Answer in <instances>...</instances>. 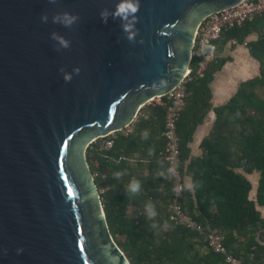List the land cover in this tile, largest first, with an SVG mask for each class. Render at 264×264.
Returning <instances> with one entry per match:
<instances>
[{"label":"water","instance_id":"1","mask_svg":"<svg viewBox=\"0 0 264 264\" xmlns=\"http://www.w3.org/2000/svg\"><path fill=\"white\" fill-rule=\"evenodd\" d=\"M239 2L140 0L130 42L118 19H100L114 0H0V264H132L86 151L181 84L198 26ZM65 10L79 17L70 28L52 20Z\"/></svg>","mask_w":264,"mask_h":264},{"label":"trees","instance_id":"2","mask_svg":"<svg viewBox=\"0 0 264 264\" xmlns=\"http://www.w3.org/2000/svg\"><path fill=\"white\" fill-rule=\"evenodd\" d=\"M252 33L259 34L258 40L247 42ZM230 41L246 44L260 62V76L241 82L226 104L214 108L216 121L202 143L204 154L192 158L194 133L213 109L211 84L229 59L215 55L203 76H196L197 59L193 60L177 125L182 171L193 183L191 189L186 186L181 204L206 231L224 235L228 255L245 264H263L264 217L258 206H264V14L224 30L216 41L218 50ZM166 100L146 105L129 129L111 137V147L93 144L86 151L110 233L132 264H228L226 255L210 248L205 234L176 223L171 210L173 182L169 174L163 178L155 174L167 169ZM145 129L146 140L141 139ZM117 170L125 173L119 179L112 175ZM244 173L260 174L255 200L253 184ZM133 177L140 180L141 191L126 194ZM149 200L157 211L154 221L144 216Z\"/></svg>","mask_w":264,"mask_h":264},{"label":"built area","instance_id":"3","mask_svg":"<svg viewBox=\"0 0 264 264\" xmlns=\"http://www.w3.org/2000/svg\"><path fill=\"white\" fill-rule=\"evenodd\" d=\"M262 14H264V0H241V2L230 8L223 9L206 17L196 29L195 34L192 62L195 58L197 59L196 76H203L208 65L216 59V41H218L224 30L242 27L244 24L254 21ZM207 45L211 47H207ZM192 72L193 68L191 67L186 79L165 96L167 98L166 105L168 106L164 132L166 138V162L167 168L173 167L175 169L173 173L169 174V179L173 182L174 187L179 189L178 192H174L171 204L173 219L178 225L205 234L210 248L216 253L226 255L228 264H245L241 260L227 254L223 234L206 231L201 224L186 213L181 204V199L186 188V176L182 171L177 125L187 97L186 81L190 79ZM125 129H129V127ZM114 134L99 138L91 145L94 144L101 148L111 147V137Z\"/></svg>","mask_w":264,"mask_h":264},{"label":"crops","instance_id":"4","mask_svg":"<svg viewBox=\"0 0 264 264\" xmlns=\"http://www.w3.org/2000/svg\"><path fill=\"white\" fill-rule=\"evenodd\" d=\"M258 38V33H252L248 37L247 42L257 41ZM215 55L228 58L229 60L225 62L222 70L216 74L215 79L211 84L213 109L208 113L204 122L198 126L196 132L194 133L193 140L190 143L192 158H199L204 154L202 143L207 137L210 136L216 121V113L214 108L226 104L236 94L241 82L260 76V62L251 56L246 44H237L235 41H230L223 47L221 51L218 50V46L216 44ZM160 101L161 99H157L154 102L160 103ZM240 173L243 172L240 171ZM244 174L253 184L251 199L255 200L260 174ZM189 184L193 185L192 177L191 175L187 174L186 186ZM258 209L261 211L262 216L264 217V206H258Z\"/></svg>","mask_w":264,"mask_h":264},{"label":"clouds","instance_id":"5","mask_svg":"<svg viewBox=\"0 0 264 264\" xmlns=\"http://www.w3.org/2000/svg\"><path fill=\"white\" fill-rule=\"evenodd\" d=\"M140 7V0H114V4L111 8L104 7L99 11V16L102 22L107 23L109 17L113 20L118 19L120 23L121 31L125 34V37L128 41H134L137 37L138 28L136 27V23L138 21L137 12ZM41 21H47L48 17L46 14H41ZM79 17L76 13L70 11H63L55 14L52 17L54 23H60L64 27H72L77 21ZM50 36L53 40H55L60 48H68L70 47V40H68L63 34L58 32L50 33ZM207 47H211L207 45ZM60 71L63 74V79L65 81H69L72 79L73 74H78L80 72L79 66H73L71 71L65 70L61 67ZM149 136L148 130H142L141 139H147ZM175 171L173 167H168L167 169L160 168L155 173L159 177H165L167 174H171ZM125 173L123 171L117 170L112 173V175L119 179ZM189 189L193 187L192 184L187 185ZM141 191V182L135 177L131 178L126 187V194L135 195ZM174 192H178V188H173ZM144 216L149 221H154V218L157 216V211L155 205L151 202V200L147 201L144 204ZM153 229L156 228L155 222L151 224ZM17 252L22 251L21 248L16 249Z\"/></svg>","mask_w":264,"mask_h":264}]
</instances>
